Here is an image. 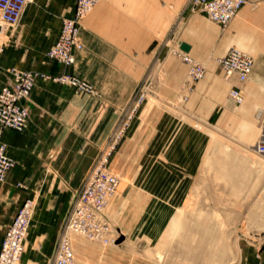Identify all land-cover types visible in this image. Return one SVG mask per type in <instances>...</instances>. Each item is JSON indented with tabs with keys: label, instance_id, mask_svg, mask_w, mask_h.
Here are the masks:
<instances>
[{
	"label": "rangeland",
	"instance_id": "374dc122",
	"mask_svg": "<svg viewBox=\"0 0 264 264\" xmlns=\"http://www.w3.org/2000/svg\"><path fill=\"white\" fill-rule=\"evenodd\" d=\"M160 4V46L173 52L181 51V43H189L194 48L189 56L205 68L194 93L203 82L212 87L213 82L223 80L217 61L233 46L230 42L215 46L211 38L201 35L200 26L220 37L244 8L264 5L249 1L222 27L199 11H190V0H160ZM260 25L258 20L249 19L240 35L264 53V28ZM16 27L1 28L2 51L11 45ZM198 43L202 49L198 50ZM233 47L251 56L254 66L246 83H227L224 111H214L208 117V100L203 94L204 99L192 101L197 83L189 86L187 66L174 54L175 59H160L158 68L161 73L171 60L184 66L174 96L155 95L152 80L137 88L133 99L139 88L148 85L142 108L119 135L105 166L119 179L105 209L114 242L97 243L71 234L76 264H95L91 261L95 258L102 264L107 249L122 257L123 252L130 253L129 259H140L142 264H247L246 239L264 235V156L254 152L261 129L257 114L264 111V102L249 111L246 95L251 86L255 98L262 99L264 86L263 80L252 83L262 68L259 55ZM178 72L176 68L177 76ZM233 84L243 93L241 104L227 98ZM206 96L214 98L213 91ZM121 118L103 143L96 150L90 149L93 154L82 152L88 145L81 141L59 145L56 153H49L43 175L32 184L22 181L16 185L15 190L26 192L34 207L20 264L30 245L55 247V253L77 194L109 151Z\"/></svg>",
	"mask_w": 264,
	"mask_h": 264
},
{
	"label": "crops",
	"instance_id": "0c3cea01",
	"mask_svg": "<svg viewBox=\"0 0 264 264\" xmlns=\"http://www.w3.org/2000/svg\"><path fill=\"white\" fill-rule=\"evenodd\" d=\"M250 1L264 4V0ZM160 6V0H99L80 23L78 40L82 48L75 53L74 65L68 68L47 61L46 52L57 37L62 19L72 15L74 0H35L25 8L12 34L11 45L0 54V88L11 82V69L37 73L31 95L24 103L28 110L24 131L3 130L0 137L7 145V155L15 163L6 180L0 183V241L23 201L28 199L26 192L15 190L16 185L22 181L32 184L36 177L43 175L49 153H56L59 145L81 141L88 145L82 147V152L93 154L90 149L96 150L109 130L117 126L122 114L130 110L137 88L144 83L152 80L155 95L174 96L185 65L171 60L166 65L164 62L165 67L159 72L160 59H175L172 57L174 51L161 47L159 43ZM249 19L258 20L264 28V5L244 8L220 37L211 35L201 26L198 30L204 38H211L215 46L230 42L258 54L262 68L252 83L257 85L263 80L264 86V53L258 51L249 38L240 35ZM185 44L189 51H181L193 54V46ZM197 48L202 49L200 43ZM194 52L197 54L198 51ZM61 73L86 80L95 87L98 97L76 94L69 87L53 82L51 78ZM219 75L223 80L213 82L212 87L203 82L199 91L194 93L197 83L192 91L194 103L203 97L208 100V117L214 111H224L227 83H238L235 77L226 79L220 69ZM233 87L237 86L233 84L230 89ZM212 91L214 98L207 97L206 94ZM255 96L256 92L250 86L246 95L249 111L264 102V98ZM260 112L264 115V111ZM246 240L248 245L244 255L249 256L247 264H264V235L256 234ZM54 248L30 245L23 264H52ZM115 251L107 249L102 264H142L140 259H129L130 253L123 252L122 257ZM91 261L101 263L97 258Z\"/></svg>",
	"mask_w": 264,
	"mask_h": 264
},
{
	"label": "built area",
	"instance_id": "2783aa9c",
	"mask_svg": "<svg viewBox=\"0 0 264 264\" xmlns=\"http://www.w3.org/2000/svg\"><path fill=\"white\" fill-rule=\"evenodd\" d=\"M35 0H0L1 27H16L19 25L25 8ZM250 0H190V11H199L211 23L225 27ZM99 0H74V9L70 17L61 21V26L52 46L46 52L49 62H56L63 68L75 63V53L81 50L78 40L80 23L98 4ZM2 48L0 47V54ZM173 54L187 66V76L191 85L200 81L205 75V68L194 61L188 54L177 50ZM220 72L226 79L235 77L238 83H246L252 73L253 59L251 56L230 48L224 56L218 59ZM12 80L0 88V135L3 130L22 133L25 129L28 110L25 102L31 95L37 73L11 69ZM48 77L47 75H42ZM56 84L69 87L76 94H84L91 98L98 97V92L90 83L73 75L61 73L51 78ZM190 89V88H189ZM148 85L139 88L132 100L131 108L125 112L119 130L111 136V147L102 155L99 163L92 169L84 184L81 186L73 204L65 232L58 240L52 264H76L75 255L70 240L71 234L82 236L89 241L108 244L114 242L112 226L105 216V208L109 199L119 186L116 175L105 169L109 153L114 148L117 139L134 113L144 102ZM233 104H241L243 93L233 87L228 93ZM261 122L260 136L254 145V152L264 156V115L257 114ZM13 166L12 160L6 153V145L0 138V182L4 181ZM33 202L23 201L15 214L10 226L0 241V264H20L24 252L25 240L33 213Z\"/></svg>",
	"mask_w": 264,
	"mask_h": 264
},
{
	"label": "water",
	"instance_id": "95a60500",
	"mask_svg": "<svg viewBox=\"0 0 264 264\" xmlns=\"http://www.w3.org/2000/svg\"><path fill=\"white\" fill-rule=\"evenodd\" d=\"M180 49L187 53L189 51V46L187 44H185V43H181L180 44Z\"/></svg>",
	"mask_w": 264,
	"mask_h": 264
},
{
	"label": "bare ground",
	"instance_id": "6f19581e",
	"mask_svg": "<svg viewBox=\"0 0 264 264\" xmlns=\"http://www.w3.org/2000/svg\"><path fill=\"white\" fill-rule=\"evenodd\" d=\"M1 28H3V27H1V25H0V32H1ZM253 66H254V61H253ZM252 71H253V69H252ZM243 102V101H242ZM106 209V208H105ZM110 223V222H109Z\"/></svg>",
	"mask_w": 264,
	"mask_h": 264
}]
</instances>
